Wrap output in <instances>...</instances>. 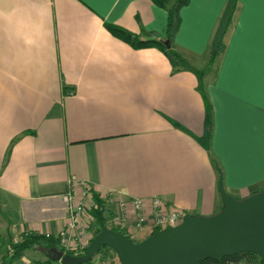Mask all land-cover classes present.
Returning a JSON list of instances; mask_svg holds the SVG:
<instances>
[{"label":"crops","instance_id":"0c3cea01","mask_svg":"<svg viewBox=\"0 0 264 264\" xmlns=\"http://www.w3.org/2000/svg\"><path fill=\"white\" fill-rule=\"evenodd\" d=\"M178 13L174 69L105 27L163 37L166 12L151 0H0V264L8 241L57 239L62 196L76 203L80 182L108 213L109 190L198 216L219 210V176L237 199L264 190V0H187ZM23 260L47 264L38 249L10 264Z\"/></svg>","mask_w":264,"mask_h":264},{"label":"water","instance_id":"95a60500","mask_svg":"<svg viewBox=\"0 0 264 264\" xmlns=\"http://www.w3.org/2000/svg\"><path fill=\"white\" fill-rule=\"evenodd\" d=\"M163 42L169 47L167 40ZM216 188L221 206L214 214L186 215L180 224L155 230L139 241L104 226L83 252L53 250L52 257L60 264H83L105 246L118 264H196L237 252L254 253L264 264V190L237 199L224 190L220 176Z\"/></svg>","mask_w":264,"mask_h":264},{"label":"trees","instance_id":"16d2710c","mask_svg":"<svg viewBox=\"0 0 264 264\" xmlns=\"http://www.w3.org/2000/svg\"><path fill=\"white\" fill-rule=\"evenodd\" d=\"M155 5L163 8L166 12V24H165V33L161 37L156 32H149L147 36L142 38L139 35L128 32L120 27L105 24L107 30L116 36L117 38L123 40L133 48L141 47H156L161 50L167 59L169 60L171 66L174 69H177L182 65V60L180 56L173 50V35L176 32L177 26L179 24V8L187 3V0H151ZM231 16V10L225 8L222 12L213 35L210 39L208 46V62L211 63L224 49L223 43V34L227 25L229 23ZM164 40L168 41L169 47H166ZM94 207L91 209V213L94 217L93 223V232L96 234L99 232L102 227L105 226L104 216L106 214V209L103 206L102 201L94 197ZM110 229L117 231L130 239L123 230H120L116 227H110ZM154 231V230H153ZM151 231V232H153ZM132 240V239H130ZM134 241V240H132ZM25 249H38L40 250L45 258V263L47 264H59L58 260L52 257L51 252L53 250L61 251L62 253L76 254L77 251L63 248L59 245L58 240L53 237H45L43 235L35 233L24 234L21 239L17 241H8L7 247L4 248V259L7 261L4 264H10L13 259L18 257L20 253ZM102 249H109L105 246H102L98 249L97 252H100ZM240 259H244L247 264H263V260L255 255L254 253L249 252H237L230 256H221L218 260L205 259L203 261H198L196 264H238ZM90 261V260H89ZM89 261L84 262L83 264H88Z\"/></svg>","mask_w":264,"mask_h":264},{"label":"built area","instance_id":"2783aa9c","mask_svg":"<svg viewBox=\"0 0 264 264\" xmlns=\"http://www.w3.org/2000/svg\"><path fill=\"white\" fill-rule=\"evenodd\" d=\"M79 185L82 187V192L76 203L72 194L62 196L67 218L56 232L59 245L77 251V253L83 252L94 236V217L91 209L95 205L93 194L88 185L83 182H80ZM104 202L113 206V211L106 212L105 217L108 219L105 221L110 222L111 226L123 230L128 237L133 232L143 229L145 225L150 231L176 226L186 216L182 209L168 207L156 196L125 199L119 197L116 191L109 190L104 195ZM49 235L48 232L44 233L45 237ZM22 264H29V260H23Z\"/></svg>","mask_w":264,"mask_h":264},{"label":"rangeland","instance_id":"374dc122","mask_svg":"<svg viewBox=\"0 0 264 264\" xmlns=\"http://www.w3.org/2000/svg\"><path fill=\"white\" fill-rule=\"evenodd\" d=\"M110 212V211H109ZM106 216V215H105ZM104 216V217H105ZM108 216V214H107ZM108 219V217L104 218ZM106 227L110 228V222L105 221ZM88 264H118V260L114 252L110 249H102L97 252ZM238 264H247L244 259H240Z\"/></svg>","mask_w":264,"mask_h":264}]
</instances>
